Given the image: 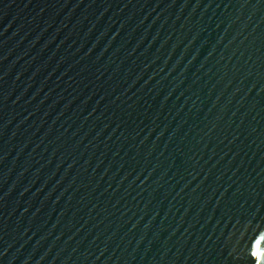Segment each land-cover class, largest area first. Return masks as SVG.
<instances>
[{"label":"water","instance_id":"obj_1","mask_svg":"<svg viewBox=\"0 0 264 264\" xmlns=\"http://www.w3.org/2000/svg\"><path fill=\"white\" fill-rule=\"evenodd\" d=\"M0 264H264V0H0Z\"/></svg>","mask_w":264,"mask_h":264}]
</instances>
